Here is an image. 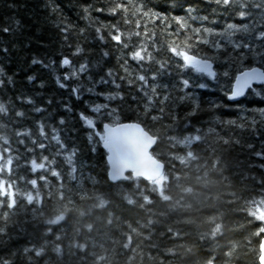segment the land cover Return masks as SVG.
I'll use <instances>...</instances> for the list:
<instances>
[{"label":"trees","instance_id":"1","mask_svg":"<svg viewBox=\"0 0 264 264\" xmlns=\"http://www.w3.org/2000/svg\"><path fill=\"white\" fill-rule=\"evenodd\" d=\"M135 2L164 17L163 24L159 19L148 22L150 33H154L149 51L155 60L170 65L156 80L152 77L159 71L158 64L137 63L128 57L140 38H126L128 48L111 41V25L118 24L122 32L137 30L134 21L131 26L125 25L122 15L106 10L112 0H0V49H7L0 52V70L15 81L14 87H0V100H10L25 112L21 120L0 117V124L6 125L0 133L9 138L8 145L0 141V154L3 147L10 146L11 154L19 157L13 161L11 172L0 173V178L15 181L14 193L18 189L15 207H8L7 197L0 198V259L10 264H208L210 260L212 264H258L264 222L249 215V209L254 210L264 199V84L253 86L260 95L249 89L238 101L229 102L226 96L240 67L233 64L230 76L222 75L228 67L223 62L232 52L230 47L216 52L207 45H197L195 51L200 55L219 56L213 67L221 75L210 79L191 67L180 69L183 61L168 51V42L184 36V30L176 35L175 17L184 18L191 28L207 27L215 32L223 31L228 23L255 24L257 30L264 31L261 14L250 7V17H239L238 7L217 5L214 0ZM86 6L91 9L89 20L83 18ZM52 7L58 12H52ZM97 8L105 11L97 12ZM101 23L108 26L102 31L103 42L95 33ZM66 25H70L69 31L62 34L60 29ZM4 28L9 31H2ZM143 30L141 24L139 31ZM241 35L237 33L235 38ZM77 43L84 52L73 56ZM33 56L43 64H31ZM63 56L77 68L87 60L89 71L78 79L63 81L64 74L71 71L60 66ZM125 59L132 84L120 79L125 76L120 67ZM242 64L260 66L250 58ZM108 69L114 77L105 75ZM137 73L146 75L149 94L155 84L157 97L170 96L163 105V115L160 99L148 105L145 89L135 81ZM29 75L35 77L34 83L27 81ZM57 76L65 88L57 86ZM101 77H105V83H99ZM113 79L120 85V96L106 101L105 94L117 91ZM185 79L189 81L186 88L180 83ZM41 82L43 88L39 87ZM77 85L81 92L72 95L71 88ZM20 90L45 110L35 113L31 105L16 102ZM183 95L195 99L199 110L192 111L191 100L181 102L179 97ZM96 104H107L102 115L92 112ZM80 113L93 120L92 127L80 120ZM170 114H175L178 121L172 128L167 127L173 123ZM153 116L160 119L154 121ZM61 118L66 121L64 126L59 125ZM227 120L236 124H225ZM126 121L138 122L157 136L151 152L164 164L159 179L145 181L128 174L124 180L108 181L101 125ZM39 123L44 124L47 139L39 136ZM240 124L245 126L237 127ZM53 127L60 129L69 150L77 148L71 167L62 154H57L58 146L50 139ZM24 129L29 135H15ZM192 135L200 139L179 143V139ZM33 140L44 143L45 148L36 147ZM258 152L261 155H256ZM3 155L6 159L7 154ZM43 156L55 160L51 167L59 177L46 169L32 172L28 161L35 158L39 162ZM41 175L46 177L45 182L39 180ZM32 179H37V186L29 183Z\"/></svg>","mask_w":264,"mask_h":264},{"label":"snow or ice","instance_id":"2","mask_svg":"<svg viewBox=\"0 0 264 264\" xmlns=\"http://www.w3.org/2000/svg\"><path fill=\"white\" fill-rule=\"evenodd\" d=\"M217 5H222L225 7H238L239 11L236 12V15L239 17L248 18L250 17L251 13L249 8L259 12L261 14V23L264 24V0H259L258 3L252 2V0H214ZM90 6H86L83 8L84 16L83 18L89 20V12ZM109 13L114 15H122L124 24L131 26L133 21L136 25V31H127L122 32L117 25H111L109 27L108 35L111 41L115 42L116 45H122L123 48H128L129 44L125 43V39L136 36L140 38V43L138 45H133V51L128 53V57L136 61L137 63H142L146 61H152L159 65V71L153 74L152 79L156 80L159 76L162 75L163 71L170 67L167 61L163 60H155L153 56V52L149 51V41L154 33H150L148 22L155 21L159 19L161 23L164 22V17L160 16L158 13L153 12L151 9L145 10V7L141 3L135 2V0H112V6L106 9ZM52 12H58V8L52 7ZM97 12L105 11L104 8H97ZM189 12L192 10L189 9ZM176 24L178 25L177 33L178 36L181 30H184V36L182 40L179 39H172L168 42V51L172 53L174 57L180 58L183 63L179 64L178 67L180 69L191 67L196 72L201 73L202 75H206L210 79L218 78L221 73L217 70H214V63L219 60V56H202L199 52L195 51L198 44L207 45L210 48H213L216 52L226 51L227 48H231L232 52L228 53L225 57L223 63L228 65L227 68L224 69L222 75L224 77H229L231 68L233 64H239L240 67H243V70H240V67L237 68V72L235 75L234 82L231 85V90L228 93V98L230 100L240 97L245 94V89L251 88L252 92L256 95H260V90L253 87V83L264 84V31L257 30L255 24H243L237 25L233 23H228L224 26L223 31L215 32L211 28L207 27H200V28H191L190 25L186 23L184 18L182 17H175L174 18ZM143 24V32L139 31V28ZM108 27L104 24H100L98 27L95 28L96 38L103 42L105 37L102 35V31ZM70 25H66L61 27L60 31L62 34L67 33L69 31ZM4 32H8L9 29L4 28L2 29ZM81 33L84 32V29L80 30ZM241 33L239 39L235 38V34ZM169 35H173L169 33ZM65 39L67 37L65 36ZM151 47L155 49V45L152 44ZM0 52H7V49H0ZM84 49L81 48L80 44L77 43L74 52L72 53L73 56H77L83 54ZM104 56H108L107 52L103 53ZM250 58L252 62L255 64L259 62L260 66H253V67H246L243 66L242 62L246 59ZM60 66L63 68L67 66L71 69L70 72H66L63 76V81H68L70 78H79L81 73H86L89 71V63L87 60L85 62H81L77 67H75L72 61L69 59L68 56H63L62 59L59 61ZM31 64H43L42 59H38L37 57L33 56L31 60ZM44 67H49L50 65L44 64ZM121 69H123L125 76H122L120 79H128V83L132 84L133 80L129 79L132 76V73L129 71L128 60L125 59L124 63L120 65ZM107 77H114V72L112 69H108L106 74ZM27 81L29 83H34L35 77L34 76H27ZM62 79L57 76L55 82L57 86L61 89L66 87V84L62 82ZM135 81L140 83L141 88L145 89V97L147 99L148 105L151 106L155 99H160L161 108L160 113L163 115L164 107L163 105L167 100H169L170 96L165 94L163 98L157 97V87L154 84L151 89V94H149L148 90L145 88L147 83V77L144 74L137 73L135 76ZM105 77H101L99 83H105ZM113 85L117 89L115 92H110L105 94L104 98L106 101H113L120 96L119 88L120 85L116 84L115 79L112 80ZM180 83L186 88L189 86L188 80H182ZM15 86V81L13 77L6 76L5 73L0 70V87L4 86ZM200 87H205L204 84L199 85ZM39 87L43 88L44 84L41 82ZM88 91H92L91 88ZM81 92V88L79 85L71 88V94L77 95ZM181 102L185 100H191L192 103V111L196 112L199 110V105L195 99H192L188 95H183L179 97ZM15 101L18 102L20 105H31V110L35 113H40L45 109L42 107H37L35 105L34 98L29 95L28 93L20 90L16 97ZM49 105H51L52 100L49 99L47 101ZM65 110L71 112V108L67 105L64 106ZM107 104L100 105L96 104L92 107V112L98 113L102 115V109H107ZM214 107V105H213ZM145 111H148V108H145ZM114 112V110H112ZM109 113V115L112 114ZM264 112V110H262ZM14 113V117H13ZM187 115H191L188 113ZM0 117L8 118L9 120H21L25 117V112L21 111L16 108L15 103L12 101H2L0 100ZM170 118L172 120V124L168 125V128H172L178 123L177 117L175 114H170ZM160 116H153L152 120H159ZM80 120L84 122L88 127L93 126V120L86 116L84 113H80ZM66 123L64 118L59 120V125L64 126ZM225 124L234 125L236 121L234 120H227L224 121ZM255 121H253V124ZM244 124L237 125V127H244ZM6 125L0 124V128H4ZM39 127V136L41 138L47 139L48 134L45 132V126L43 123L38 124ZM15 135L17 137L27 136L29 135L27 129L22 131H16ZM51 141L55 142L58 146L57 154H62L64 161L71 167L74 164V157L77 154V148L73 147L69 150L66 147L65 142H62L61 131L57 127H53L51 129ZM91 139V137H89ZM157 136L150 135L147 131H145L140 124L132 123V124H115V126L110 127L109 124H104V133L100 135V140L103 142V147L107 150V164L110 166L109 175L115 179L119 177L125 166L130 167L131 164L125 165L124 161L126 158H130L134 153L139 152L142 155H147V150L157 141ZM171 139H175L171 137ZM200 139L199 136L192 135V136H185L183 139H179V143L183 144H190L192 141ZM0 141L3 142L4 145L9 144V138L2 133H0ZM23 143V140L20 141ZM227 143V141L225 142ZM33 144L40 148L44 149V143H37V141L33 140ZM251 147V145H249ZM29 152L32 149H28ZM12 149L9 147H3L2 153L7 154V158H4L3 154H0V173L4 172H11L14 160H18V156H13L11 154ZM256 155H261V153H256ZM31 166L32 172H35L37 169H46L50 170L52 176L59 177L58 172L55 168L51 167L55 164V160L49 159L46 156L39 158V162L37 159L33 158L32 160L28 161ZM39 180L46 181V177L44 175L39 176ZM29 183L35 187L37 186V179H32ZM14 186L15 181H7L5 179L0 178V198L7 197L9 199L8 207H15V196L18 194V189H16L14 193ZM28 199L31 200V194H28ZM3 199H0V207L3 206L2 204ZM264 199L259 200L258 206L253 210L249 209V215L255 217L256 220L264 222ZM261 232H264V228L260 229ZM262 251H264V242H262ZM27 251V249H26ZM214 259V258H213ZM260 264H264V255L259 257ZM0 264H10L7 259H0ZM208 264H212V260L208 262Z\"/></svg>","mask_w":264,"mask_h":264},{"label":"water","instance_id":"3","mask_svg":"<svg viewBox=\"0 0 264 264\" xmlns=\"http://www.w3.org/2000/svg\"><path fill=\"white\" fill-rule=\"evenodd\" d=\"M253 67V66H251ZM243 70V69H242ZM241 70V71H242ZM263 70V69H262ZM234 79H235V76H234ZM234 79H233V82H234ZM232 82V83H233ZM232 85V84H231ZM255 85H260L259 83H256L254 82L253 83V86ZM251 89V88H249ZM249 89H245V94L246 92L249 90ZM231 90V88H230ZM230 92V91H229ZM244 94V95H245ZM244 95L240 96V97H237L235 99H232L230 100L228 98V94L226 96V99L229 101V102H236L238 101L239 99H241ZM132 123H138V122H135V121H126V122H118V123H114V124H110V123H107L109 124L110 127L112 126H115V124H132ZM104 124L106 123H103L101 125V130H102V133L101 135L104 133ZM139 124V123H138ZM141 125V124H140ZM141 127L143 128V126L141 125ZM144 129V128H143ZM145 130V129H144ZM147 131V130H145ZM148 132V131H147ZM149 133V132H148ZM150 134V133H149ZM151 135V134H150ZM101 142V147L105 150L106 152V156H105V161H106V164H107V150L103 147V142L100 140ZM156 143V142H155ZM155 143L150 146V148L147 150V155H142L140 154L139 152H136L134 153L130 158H126L124 163L125 165H128L129 163L131 164L130 167L128 166H125L124 167V170L122 172V174L113 179L108 173L110 171L109 169V165L107 164V172H106V175H107V179L109 182H112V183H115V182H118L120 180H124L128 177V174L131 175L132 178H140V179H143L145 181H155L157 179H159L162 174H163V171H164V164L162 161H160L159 159H157L151 152L152 148L154 147ZM60 217H58L59 219ZM262 242H264V236L261 238L260 242H259V255H258V264H260V260H259V257L261 255H264V251H262Z\"/></svg>","mask_w":264,"mask_h":264}]
</instances>
